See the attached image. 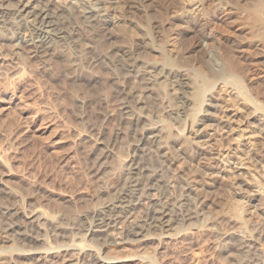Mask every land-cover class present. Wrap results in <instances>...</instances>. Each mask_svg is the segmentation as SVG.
Returning <instances> with one entry per match:
<instances>
[{
    "label": "bare ground",
    "instance_id": "6f19581e",
    "mask_svg": "<svg viewBox=\"0 0 264 264\" xmlns=\"http://www.w3.org/2000/svg\"><path fill=\"white\" fill-rule=\"evenodd\" d=\"M111 1L0 0V40L26 48L44 73L60 77L79 119L90 86L101 107L118 98L123 120L116 152L104 142L98 153L96 193L82 209L31 205L28 187L0 175V264H128L130 257L159 264L155 251L113 255L107 246L159 244L187 232L207 234L231 264H264V209L245 215L264 204V0ZM227 23L240 40L216 32ZM209 46L218 49V68L205 60ZM108 114L100 113L96 140ZM207 128L218 132L217 157L194 148L207 143ZM219 157L248 163L246 196L215 193L224 163L211 159Z\"/></svg>",
    "mask_w": 264,
    "mask_h": 264
},
{
    "label": "rangeland",
    "instance_id": "374dc122",
    "mask_svg": "<svg viewBox=\"0 0 264 264\" xmlns=\"http://www.w3.org/2000/svg\"><path fill=\"white\" fill-rule=\"evenodd\" d=\"M159 1L155 0L153 4L156 5ZM164 1H166L165 4L171 2L176 6L181 3L179 0H163V3ZM207 1L210 2V0ZM207 1L206 4H208ZM113 2L112 0L108 4ZM113 6L111 5L110 9ZM227 24L225 26L227 30H225L229 34L225 33L223 25V27L219 26L220 28L217 26L219 31L216 32H221L224 36L231 35L240 40L243 34L233 28L230 23ZM165 40H168L165 44L166 48L176 52L172 39L165 38ZM117 44L120 42L117 41ZM6 53V56L1 57ZM203 54L208 65L218 68L219 52L216 46H209ZM193 56L194 53L190 57L193 58ZM0 57V175L10 183L28 187L30 191L27 196L31 205L42 204L49 208L65 205L82 209V205L90 202L96 193L98 180L92 173L96 168L100 149L106 146L104 142L109 143L106 147L109 146L112 152H116L120 145L118 138L115 146L113 144L116 138L115 132L121 130L120 127L123 125V120L118 114V98L116 100V96L110 97L108 106H102V108L97 99L99 89L85 87L84 89L88 90L85 95L89 97L85 96L87 100L82 106L83 119L81 120L78 117L77 107L70 103L68 88L59 79L60 77H50L44 73L40 69L39 62L29 57L26 48L16 49L10 41L0 40ZM250 57L256 59L254 55ZM256 64L262 65L260 62ZM94 91H98V94L96 95L97 92ZM261 99L264 100L263 97ZM102 110H108L110 114L106 121L107 130L103 129L104 133L101 136L104 141L102 139L99 141L96 139L100 137ZM259 124L257 122L255 126ZM206 134L207 143L194 148L210 151L208 155L217 157L215 153L224 151L220 149L221 146L217 141L218 132L216 129L207 128ZM232 136L236 138L237 133ZM89 148L93 151L88 153L87 150H91ZM109 159L107 158V161ZM211 161L224 163V169L220 168V172L214 179L219 184L215 193L226 199L234 193L246 196L243 188L244 182H249L247 181L249 177L244 171L248 163L245 161L236 163L238 160L234 157L227 160L222 157L213 158ZM177 163L173 166L176 167ZM9 166L10 170H8ZM231 167L233 169H230ZM184 168L185 166H180V169ZM220 176H225V179L222 181ZM232 176L235 180L244 177L241 187L235 186L229 189V186H226L225 188L224 184H230L229 180ZM107 180L109 183L113 181L111 177H107ZM207 180L211 183L209 178ZM262 209H264L262 202L255 203L254 207L247 208L245 215L253 211L258 213ZM252 219L257 218L254 216ZM221 226L228 228L230 225L221 223ZM138 244H129L122 250L109 244L107 251L113 255L155 251L159 264H193L195 251L200 249L197 254L199 260L197 264H231L224 254L216 251L205 233L191 236L187 232L175 240L162 239L159 244L155 239L142 242L139 246ZM129 259L131 260L126 261L128 264H139L137 257Z\"/></svg>",
    "mask_w": 264,
    "mask_h": 264
}]
</instances>
